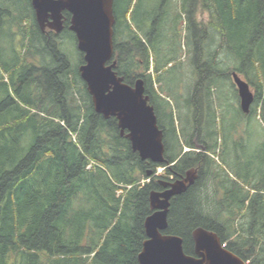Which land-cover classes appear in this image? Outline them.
<instances>
[{"label": "trees", "instance_id": "16d2710c", "mask_svg": "<svg viewBox=\"0 0 264 264\" xmlns=\"http://www.w3.org/2000/svg\"><path fill=\"white\" fill-rule=\"evenodd\" d=\"M161 3L156 10L151 0H113L112 60L124 83L143 80L168 164L141 161L117 121L94 112L78 67H71L62 49L67 35L41 33L27 0H0V264H137L146 239L143 224L152 213L150 193L162 190L159 180L173 182L190 170L197 178L171 198L163 234L181 237L184 253L193 255L191 234L204 228L245 263L264 264V154L253 172L235 171L236 179L206 154L180 156L182 139L194 148L193 135L182 104L174 117L159 86L178 54L160 62L157 49V42L163 49L159 39L171 30L192 45L195 82L184 103L191 107L193 134L209 152H224L228 146L218 145L213 97L218 83L231 81L232 72L254 93L248 114L237 109L240 120L264 132V0ZM199 4L218 43L206 25L196 22ZM170 17L175 30L168 25ZM12 33L20 37L17 50ZM208 43L217 45L212 49ZM79 55L78 66L83 63ZM231 61V68L221 67ZM182 83L175 90L184 94ZM258 144L264 150V135ZM211 165L218 167L211 171ZM157 168L165 175L146 177ZM206 177L220 187L214 188L217 211L210 216L199 204ZM218 191L221 199L215 198Z\"/></svg>", "mask_w": 264, "mask_h": 264}, {"label": "water", "instance_id": "95a60500", "mask_svg": "<svg viewBox=\"0 0 264 264\" xmlns=\"http://www.w3.org/2000/svg\"><path fill=\"white\" fill-rule=\"evenodd\" d=\"M31 6L38 26L44 29L50 18L56 33L61 30V13L70 14L69 29L83 61L78 74L94 112L104 119L112 117L117 121L120 135L125 136L141 161L168 164L164 159L163 133L157 125L153 106L144 94L143 80L128 85L114 70L113 0H31ZM230 77L239 98V109L248 114L254 93L237 73L232 72ZM152 175V170L146 172L147 178ZM185 176L173 182L159 180L165 189L150 193L152 213L143 224L146 239L137 255V264H247L227 251L215 233L204 228H196L191 234L193 255L184 253L181 237L163 234L170 199L186 192L197 178L193 170L187 171Z\"/></svg>", "mask_w": 264, "mask_h": 264}, {"label": "rangeland", "instance_id": "374dc122", "mask_svg": "<svg viewBox=\"0 0 264 264\" xmlns=\"http://www.w3.org/2000/svg\"><path fill=\"white\" fill-rule=\"evenodd\" d=\"M153 2L154 8L157 10L161 6V0H151ZM202 7L199 4L196 11V22L198 24H202L207 26V32L209 37H213L215 32L212 30L211 27L208 26V14L206 11L202 12ZM170 21L168 22V25L171 26L174 30L176 28V23L174 22L171 17L169 18ZM175 27V28H174ZM163 33V32H162ZM185 31H183V34ZM162 35V34H161ZM215 36V35H214ZM69 37V38H68ZM68 37H64L65 39L62 40V49L67 53V55L70 58L71 67L78 66L80 55L76 49L75 46V40L68 35ZM191 37V35H190ZM208 38V37H207ZM207 38L205 41H207ZM216 43H218V36H215ZM159 41L163 42V49H160L159 42H157V49H158V58L159 61L164 60L166 56H170L171 58H174L176 54H178L177 58L178 61H173L172 64L168 65L166 68V71L163 72L162 76L159 79V86H160V93L163 94L161 96L165 97L166 100L170 103V109H172L174 117L177 116L178 109L180 108L182 104V114L186 116L185 120H188L187 128H189L190 134L192 133L193 136L191 139L192 146L194 148H189L185 146L184 140L182 139V144L179 143V145L182 146V149L180 151V156H182L185 153H203L206 154L208 157L214 159L216 163H219L227 172L230 177L233 179H236V172H239L240 174H246L248 172H253L254 167L258 165L259 160L263 159L264 150L262 149L261 145L258 144V141L261 137H263L264 132L261 130H258L255 125L251 124L249 128H247L244 124V118L240 120L238 111L239 109V98L236 92V89L231 81H224L222 83H218L219 91L214 94L213 108L215 109L214 112L217 115L215 128L218 131L217 141L218 145L221 148H224V146H228L224 152L222 150L220 151V148H216L214 152L216 154H213L212 152H209L206 150V146L203 144H199L195 134H193L194 125H193V117L191 114V107H188L184 103L185 98L190 97V92L192 90V86L195 82V75L193 72V65L192 64V57L193 53L192 51V45H189L188 47L185 45L184 40H179L178 33L173 32H165V35L159 39ZM210 39H208V42ZM210 46H212V49H215V46L217 44L215 43H208ZM13 49L17 50L19 49L17 45V42H12ZM208 45V46H209ZM189 48V51H188ZM191 50V51H190ZM9 53V52H8ZM219 61H223L225 58L224 51L219 52L218 54ZM233 65V62H227L221 65L223 69L225 68H231ZM152 70H149L148 73L152 75ZM242 79H244L241 76ZM246 80V79H244ZM247 81V80H246ZM183 82V83H182ZM182 83V90H185L186 92L184 94H181L176 92L177 86ZM220 84V85H219ZM154 87L157 88L158 84L154 83ZM253 88L251 87V91ZM80 91L78 92L79 95ZM77 94H74L75 98H78ZM181 95V96H180ZM168 97V98H167ZM177 98V99H175ZM181 98V101H180ZM184 116V117H185ZM177 118V117H176ZM183 122V118L181 115L178 116V121ZM179 129V127H178ZM232 140V143L230 141ZM233 144V145H231ZM219 154V156H218ZM222 158V159H221ZM231 161L235 160L233 163ZM173 165V164H172ZM171 165V166H172ZM170 166V167H171ZM218 166L211 165L210 169L211 171H214ZM157 176H164L165 171L163 168H157L155 173ZM151 177V176H150ZM204 176L201 178L202 181H204ZM207 181L205 182L206 185L204 188L199 192V204L201 205V212L206 215L210 216L211 213L214 214L217 209L214 207L215 203L213 200V193L214 188L217 190H220L219 186L216 183H213L211 178L206 177ZM221 180V177H219ZM171 179V178H170ZM142 182H144L142 180ZM215 198L221 199L222 198V192L218 191V193L215 195ZM216 199V200H217ZM171 200V199H170Z\"/></svg>", "mask_w": 264, "mask_h": 264}, {"label": "flooded vegetation", "instance_id": "af4514ba", "mask_svg": "<svg viewBox=\"0 0 264 264\" xmlns=\"http://www.w3.org/2000/svg\"><path fill=\"white\" fill-rule=\"evenodd\" d=\"M27 1H28V5H29V8H30V11H32V14H33V17H34V21H35L37 27H39L37 22H36L34 11H33L32 6H31V0H27ZM11 6H13L15 8L17 7L20 11L23 10V8H24V6L20 7V4L16 5V3H14V2H11ZM61 15H62V18H61V30L59 31V33H56L52 29L51 24H50V23H52V21H51L50 18H48V21L45 23L44 29H41L39 27L40 32L41 33H51L52 35L57 36V37H59L60 35H67V36L68 35H72L73 33L69 29V26H70V14L68 12H66V11H63L61 13ZM15 34L16 33H12V36L14 38V39H12V41H17V40L20 39L19 36H14ZM185 177H186L185 175L184 176H180L178 179H184ZM160 187L162 188L161 191H163L165 189V187H163L162 185Z\"/></svg>", "mask_w": 264, "mask_h": 264}, {"label": "bare ground", "instance_id": "6f19581e", "mask_svg": "<svg viewBox=\"0 0 264 264\" xmlns=\"http://www.w3.org/2000/svg\"><path fill=\"white\" fill-rule=\"evenodd\" d=\"M82 81V80H81Z\"/></svg>", "mask_w": 264, "mask_h": 264}]
</instances>
